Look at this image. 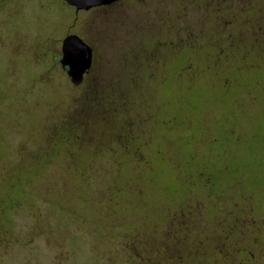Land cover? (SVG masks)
I'll return each instance as SVG.
<instances>
[{"label":"rangeland","instance_id":"obj_1","mask_svg":"<svg viewBox=\"0 0 264 264\" xmlns=\"http://www.w3.org/2000/svg\"><path fill=\"white\" fill-rule=\"evenodd\" d=\"M192 1L153 52L166 0H2L0 264H160L171 247L216 264L195 253L264 236V2L252 18L221 0L215 22ZM68 33L93 49L78 85L58 61Z\"/></svg>","mask_w":264,"mask_h":264},{"label":"flooded vegetation","instance_id":"obj_2","mask_svg":"<svg viewBox=\"0 0 264 264\" xmlns=\"http://www.w3.org/2000/svg\"><path fill=\"white\" fill-rule=\"evenodd\" d=\"M120 0L114 1L110 4L106 5H99V6H94L91 7H106L110 6ZM258 0H247L245 3L246 10L248 11L250 17L253 18V15L255 14V9L256 6L258 5ZM2 0H0V3ZM194 4L196 3L197 6L203 7L205 10H203L202 14L200 15L202 18L204 17H213L215 19V22H218L219 19V12H220V3L221 0H193L192 1ZM264 2V0H262ZM167 3V9H166V16H167V24H166V37L164 41H157L155 38L154 40L151 38L145 45L146 49L152 50L153 52L156 51L159 47L158 45H162V43L165 44V48H167L169 45H173L174 39H173V30H174V25H173V17H174V10H173V3L174 0H166ZM191 3V2H190ZM190 6V4H189ZM202 8V9H203ZM186 12L189 10V8H186V5L183 6V8ZM89 10V9H88ZM186 16V14H184ZM151 18L149 20L150 27L156 28V25L158 23L157 15L155 12H151L150 15ZM186 24L182 25V32L187 33V36L189 35V31L191 29V25L189 24L188 20L186 19ZM199 22V21H198ZM145 26V25H143ZM180 30V29H178ZM159 42V43H158ZM90 46V45H89ZM91 47V46H90ZM250 48L251 52L255 53L259 49H264V41L261 42H256V41H251L250 43ZM92 49V47H91ZM199 49V47L197 48ZM152 53V52H151ZM93 65V49H92V60H91V65L87 72V74L90 70V68ZM84 74V75H85ZM84 77V76H83ZM253 207H249V209H252ZM247 215L249 214V211H246ZM263 212L261 218V224L264 227V205H262V210ZM259 228V227H258ZM253 230V229H252ZM157 240L159 239V236H156ZM234 236H223L224 243L227 244V240L232 239ZM186 239V238H184ZM184 239H182L184 241ZM174 240H180L179 236H170V243L169 245L172 246V243ZM246 243L244 245H238L236 242V239H234V244L236 248L234 251H231L230 249H225V250H220L218 254L213 255L212 253H209L208 251L204 250H199L200 252L195 253V257H199L200 261H203V257H205L207 254H211L212 256L215 257V259L218 258V263L216 264H264V236H246L245 239ZM140 243V240H138ZM142 251V250H140ZM136 254L138 253L137 250L135 251ZM168 256L164 260H161L160 264H185V258H184V253L180 254L177 252V249H173L172 247L168 249ZM138 256V255H137ZM187 256V255H186Z\"/></svg>","mask_w":264,"mask_h":264},{"label":"water","instance_id":"obj_3","mask_svg":"<svg viewBox=\"0 0 264 264\" xmlns=\"http://www.w3.org/2000/svg\"><path fill=\"white\" fill-rule=\"evenodd\" d=\"M76 10H88L91 7L110 4L117 0H64ZM92 60V49L76 33H68L61 40V56L58 61L66 71L71 83H81L85 72L89 69Z\"/></svg>","mask_w":264,"mask_h":264},{"label":"trees","instance_id":"obj_4","mask_svg":"<svg viewBox=\"0 0 264 264\" xmlns=\"http://www.w3.org/2000/svg\"><path fill=\"white\" fill-rule=\"evenodd\" d=\"M62 140H64V137H61V138H60V141H62ZM56 141H57V140H56ZM56 141L54 142V144L56 143ZM60 141H59V142H60ZM54 144H53V146H52L51 149L47 150V153H48L47 155H49V154L55 149L56 146H54Z\"/></svg>","mask_w":264,"mask_h":264}]
</instances>
